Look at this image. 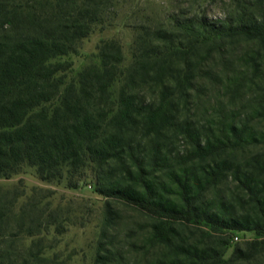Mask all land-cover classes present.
<instances>
[{"label": "trees", "instance_id": "1", "mask_svg": "<svg viewBox=\"0 0 264 264\" xmlns=\"http://www.w3.org/2000/svg\"><path fill=\"white\" fill-rule=\"evenodd\" d=\"M119 2L0 0V178H91L104 197L91 264H264V0L139 26L126 66L102 40L68 79L61 58ZM40 192L0 188V264H71L53 251L69 210ZM236 231L255 238L225 258Z\"/></svg>", "mask_w": 264, "mask_h": 264}, {"label": "rangeland", "instance_id": "2", "mask_svg": "<svg viewBox=\"0 0 264 264\" xmlns=\"http://www.w3.org/2000/svg\"><path fill=\"white\" fill-rule=\"evenodd\" d=\"M228 8L229 0H120L116 15L109 25L95 27L93 32L81 41L75 53L61 58L71 66L67 78H73L85 66L98 62L97 46L102 40L116 39L120 42L124 56L122 65L126 66L131 61V46L139 26L167 24L185 10L203 13L208 18L217 20L223 17ZM0 188H16L29 197L37 193H33L35 189H40L39 194L50 195L53 205H60L63 210L68 208L69 224H65V231L54 238L53 251L61 254L62 258L69 257L71 264L92 263L99 238L104 197L95 191L91 178L80 182L76 189H70L66 187L64 180L41 181L33 168L23 166L18 173L8 178H0ZM119 207L122 216L130 217L126 218V221L133 220L131 217L134 212L130 208ZM117 230L121 235L122 223ZM49 238H53L52 233ZM254 238L255 234L251 231L234 232L230 236L225 258L231 255L236 243Z\"/></svg>", "mask_w": 264, "mask_h": 264}]
</instances>
